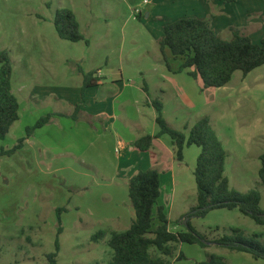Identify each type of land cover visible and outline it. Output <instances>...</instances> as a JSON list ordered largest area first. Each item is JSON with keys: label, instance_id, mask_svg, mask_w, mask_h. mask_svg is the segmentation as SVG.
I'll use <instances>...</instances> for the list:
<instances>
[{"label": "rangeland", "instance_id": "1", "mask_svg": "<svg viewBox=\"0 0 264 264\" xmlns=\"http://www.w3.org/2000/svg\"><path fill=\"white\" fill-rule=\"evenodd\" d=\"M63 8L75 13L85 40L71 42L59 36L55 18ZM160 9V5L142 0H0V49L10 52L13 93L23 107L22 119L14 124L6 139L0 140V264H48L46 256L56 251L57 240L59 264H107L112 257L109 237L100 243L92 242L91 237L99 230L121 232L130 226L134 210L126 184L131 175L145 166L141 160H135L133 167L121 165L117 180L104 177L97 172V143H79L81 136L71 122L64 125V131L55 137L58 143L50 148H44L46 142L38 143L44 133L39 128L31 135L34 145L2 154L26 137L27 127L49 110L68 114V89L78 90L84 75L99 69L106 81L110 80L108 69L126 70L129 66L131 71H142L143 75L135 79L138 87L133 89L134 99L144 96L141 87L146 79L152 98L164 104L168 124L186 135L201 118L208 117L227 152L225 175L231 188L239 192L260 190L264 207V185L259 175L260 156L264 154V65L247 76L236 71L223 87L204 89L201 78L179 72L182 62L175 60L169 49L165 50L170 65L167 69L159 43L144 39L145 28L139 19ZM261 24L254 22L256 31L262 30ZM237 30L252 36L247 28ZM221 37L230 40L233 31L224 28ZM35 86L45 89L39 95L45 97V111L39 107L29 114L25 99ZM109 88L117 89L109 84L102 91L108 93ZM162 90L166 93L162 94ZM149 107L145 122L139 120L144 130H138V120L136 127L133 122L130 124L138 137L160 130L155 121L156 109ZM54 122L52 130L58 128L55 125L59 121ZM173 149L170 135L155 140L149 164L160 173L169 170L165 172L167 178L175 167L176 189L173 191L171 186L167 192L166 183L162 203L167 206L170 229L178 232L186 229L182 220L197 206L194 170L200 149L186 147L183 161L174 157ZM102 150L113 163L121 151L118 143H107ZM158 150L164 156L161 163L155 155ZM58 209H62L60 214ZM191 223L210 240L231 234L232 228H240L248 236L264 234V225L238 209L213 210L204 218L191 219ZM173 245V256H165L169 264H205L208 254L223 256L227 264H264V260L249 253L232 252L217 245ZM151 252L160 255L156 248ZM180 253L184 257L177 260Z\"/></svg>", "mask_w": 264, "mask_h": 264}, {"label": "trees", "instance_id": "2", "mask_svg": "<svg viewBox=\"0 0 264 264\" xmlns=\"http://www.w3.org/2000/svg\"><path fill=\"white\" fill-rule=\"evenodd\" d=\"M233 1V0H228ZM55 27L59 36L71 42L85 40L80 31V23L75 13L69 8L58 10ZM89 44V41L86 40ZM167 66L165 55L169 49L175 60L182 62L179 72L189 70L188 74L203 80L204 89L223 87L228 84L236 71L244 76L264 65V37L259 43L248 35L233 31V38L223 39L212 28L208 20L195 17L180 18L165 26V34L159 41ZM13 63L10 52L0 49V140L6 139L11 127L20 119V103L13 93ZM98 73V72H97ZM96 72L84 75L82 101L86 100V90L96 86L99 79ZM145 91L148 92V89ZM157 111L156 123L160 130L156 135L146 134L135 141V146L143 153L148 152L155 138L170 135L178 161H183L186 147L197 146L200 153L197 157L194 176L197 185V206L187 213L182 223L186 229L173 232L167 207L161 202L162 180L156 168L141 170L131 177L128 183V197L134 210L130 226L124 231L99 230L91 241L100 243L107 240L112 249V257L107 264H169L162 256H173L176 247L173 244H198L207 248L215 243L232 252H246L255 259L264 260L263 233L246 235L240 228H232L231 234L214 240L208 239L192 225L191 219L204 218L209 212L217 209H238L242 214L251 217L257 224L264 225V207L261 206L262 193L258 189L239 192L230 186L225 175L227 152L223 143L211 126L208 117L201 118L186 135L183 131L171 127L164 117V105L160 100H153ZM81 105H77L73 117L78 120ZM52 115L42 116L33 126L26 129V137L9 151L12 154L23 148L25 141L36 129L49 124ZM259 170L261 184L264 185V154L260 156ZM62 209H58V214ZM156 248L160 255H153ZM59 241L56 251L47 254L48 264H59ZM180 253L177 260L182 259ZM205 264H227L225 258L218 254H208Z\"/></svg>", "mask_w": 264, "mask_h": 264}, {"label": "crops", "instance_id": "3", "mask_svg": "<svg viewBox=\"0 0 264 264\" xmlns=\"http://www.w3.org/2000/svg\"><path fill=\"white\" fill-rule=\"evenodd\" d=\"M151 2L155 6L160 5L161 9L158 12H155V14L152 11H149L144 17H142V19H139V24L145 28L144 39L149 42L152 41L158 44L165 34V26L184 17H195L208 20L211 23L212 28L220 36L224 28L230 31H238L237 29L244 27L247 28L248 33L252 35L249 37L254 42L259 43L264 37V0H233L231 2L228 0H151ZM237 9H239V11ZM256 21L262 22L261 25L263 28L261 31H256L258 29V26L254 25V22ZM240 24L242 26H239ZM122 52L121 55L122 58H124L125 48L122 49ZM127 67L126 70L124 68L122 70L118 69L114 71L108 69L107 74L110 75L109 81L102 80L105 74H101V69L96 71L95 76L96 78L98 77L99 81L96 86L90 87L86 90V100L84 102H81L83 85L78 88V90L68 89L67 99L70 101L68 105L71 107V110L67 112L68 114L62 115H58L56 112L55 114L52 110H49L46 115H52V121L46 126L40 128L44 133L40 136L38 143L46 142L44 148L54 146V143H58V141L55 140V137L64 131L65 124H70L71 122V124L76 126L78 131H76L77 135L81 136V138H79L80 142L78 139L79 143H97V172L104 177H110L113 180H117L121 165H125V167H133L135 160H141L145 166L131 175L129 180L139 171L154 167L149 164L152 154L150 151L151 149L148 152L143 153L135 146V144H133L138 138L146 134L138 137L133 127L138 120L139 123L136 125L138 130L145 129L143 123L139 120L145 122V111L150 108L149 106L155 108L152 105V101L157 99L152 98L150 87L146 79L144 80V86H140L141 90L144 92V96H141L139 99H134L135 93L133 89L137 86L135 79L142 76L143 72H134L130 70L132 69L131 67ZM167 69L170 68L168 67ZM185 71L188 74L189 70ZM171 72H173V70ZM109 84H114L117 89L112 90L109 88L108 93H104V88ZM145 86L146 89H148V92L145 91ZM44 90L43 87L35 86L32 93L25 99V107L29 111V114L36 112L39 107H42L41 110L43 112L45 111L43 109L44 103L46 102V100H44L45 97L39 96ZM165 93L166 91L164 92L162 90V94ZM79 104L81 105V112L78 115V120H75L73 113L76 106ZM22 108V103H20V119L18 121L22 119ZM34 115L35 114H33V116ZM156 117L157 111L155 121ZM36 119L38 118L36 117ZM55 119L59 121L57 125H55L58 128L55 127L56 130H52L51 128H53ZM132 122L134 126L130 125ZM53 133L55 134L52 135ZM156 134L157 133L151 135ZM158 139L160 138H155L154 141ZM35 143L34 139L30 137L26 140L24 146L34 145ZM107 143H118L121 149L120 154L114 163L102 150L103 145ZM99 152L100 154L98 155ZM172 152L175 157V149H173ZM155 155L159 163H161L164 156L160 153V150H158ZM172 169L173 171L170 178L166 177L165 172L167 169L162 170V173H160L162 180L161 202L162 198L165 196L163 187H165L166 183L168 187L167 192L171 191V186H174L173 191L176 189L177 176L174 171L175 167ZM163 173L165 177L162 176ZM127 184L126 187H128ZM171 193L172 192H170V194ZM163 204L166 206L165 203ZM211 245L214 246L217 244L213 243ZM177 257L178 255L176 258Z\"/></svg>", "mask_w": 264, "mask_h": 264}, {"label": "built area", "instance_id": "4", "mask_svg": "<svg viewBox=\"0 0 264 264\" xmlns=\"http://www.w3.org/2000/svg\"><path fill=\"white\" fill-rule=\"evenodd\" d=\"M145 4H148L151 2V0H142Z\"/></svg>", "mask_w": 264, "mask_h": 264}]
</instances>
